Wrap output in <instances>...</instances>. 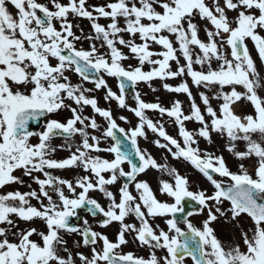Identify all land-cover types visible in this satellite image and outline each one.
<instances>
[{
	"label": "snow or ice",
	"instance_id": "snow-or-ice-1",
	"mask_svg": "<svg viewBox=\"0 0 264 264\" xmlns=\"http://www.w3.org/2000/svg\"><path fill=\"white\" fill-rule=\"evenodd\" d=\"M189 261L264 264V0H0V264Z\"/></svg>",
	"mask_w": 264,
	"mask_h": 264
},
{
	"label": "rangeland",
	"instance_id": "rangeland-1",
	"mask_svg": "<svg viewBox=\"0 0 264 264\" xmlns=\"http://www.w3.org/2000/svg\"><path fill=\"white\" fill-rule=\"evenodd\" d=\"M101 22L103 23L104 21H101ZM82 26L85 28V31H88V30H89V29H88V22H87V21H82ZM85 46H86V45H85ZM250 47H251V46H250ZM253 55H255V54L253 53ZM257 64H258V67H259V61H257ZM73 79L75 80V79H77V78H76V77H73ZM109 83H110V85L113 87V89L115 90V83H116V82H115L114 80H109ZM169 83H176V81H169ZM88 86L91 87V85H88ZM153 86L159 88V82H154ZM138 89L142 92L143 98H144L146 101H154L156 95H159L160 98H161V100H162V101H165V102H166L168 99H170L169 94L165 93L162 89H160V91H159L158 93H156V94H153V93L151 92V90L148 89L147 85H144V84L139 85V86H138ZM177 98H179V99H184V97H182V96H181V97H177ZM100 103H101V106H105L103 100H101ZM125 114H126V115H129V117H130V119H131V115H130V114H127V113H125ZM149 115L151 116L152 113H149ZM118 122H119V121H118ZM121 126H123V127H128V125H124L122 122H121ZM189 127L192 128L193 125H189ZM169 131L171 132L172 130L169 129ZM60 143H62V140H61V139H60V140H56V142H54V144H60ZM146 143H147V142H146ZM147 144H148V146L142 144V147H143V148H148L149 151H151L155 157L159 158V156L161 155L160 151L157 150L155 147H153L150 143H147ZM205 146H206L205 143L202 142V143H201V147L203 148V147H205ZM210 150H213V149H210ZM56 155H57V157H65V156L68 155V153H67V152H63V151H60V152H58ZM172 164H173L175 167H177V168L181 171L182 174H184V173H188V174L192 177V179H193L194 181H196V182H197V180H198V181H201L200 183H201V185H202L203 187H208L206 181H204L203 178L200 177L198 173H195V170L192 169L190 165H188V164H186V163H183V162H178V161H172ZM230 165L232 166L233 170H235V164L230 162ZM146 179H149V178L146 177ZM152 179H153V178L149 179V181L153 184V187H155V183H153L154 179H153V180H152ZM29 182H30V181H29ZM94 196H97V194H95ZM191 219H192V221H193L194 224L199 225L200 220L202 219V217H192ZM214 227H216V229H217V233H218L219 237H220L222 240H227V238H229V234H228L227 232H225L224 230H222V226H221V225L217 224V225H214ZM111 230L114 231L113 228L108 229L107 231H108V232H111ZM110 236H111V235H110ZM133 247H134V249L136 248L135 245H133ZM189 264H191L190 261H189Z\"/></svg>",
	"mask_w": 264,
	"mask_h": 264
},
{
	"label": "flooded vegetation",
	"instance_id": "flooded-vegetation-1",
	"mask_svg": "<svg viewBox=\"0 0 264 264\" xmlns=\"http://www.w3.org/2000/svg\"><path fill=\"white\" fill-rule=\"evenodd\" d=\"M145 178H146V177H145ZM147 178H149V179L153 178V179H154L153 183H155V173H149V175H148ZM153 179H152V180H153ZM92 195H95V193H93ZM97 198H99V197L97 196ZM101 203H103L102 200H101ZM89 220H90V223L93 222V221L91 220L90 217H89ZM181 227H183L182 224H181ZM109 229H111V228H109ZM98 230H100V229H98ZM107 230H108V229H107ZM107 230H104V231H107ZM107 232H108V231H107ZM112 232H113V230H111V232H108V234H109V235H112ZM125 251H133V252L138 253V254H140V255H144V254H145L144 250H142V249H138V248H135V249H134L133 245H131V244H130L127 248H125Z\"/></svg>",
	"mask_w": 264,
	"mask_h": 264
}]
</instances>
